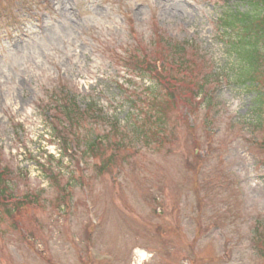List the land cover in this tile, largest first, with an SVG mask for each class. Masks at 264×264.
<instances>
[{"label":"rangeland","instance_id":"obj_1","mask_svg":"<svg viewBox=\"0 0 264 264\" xmlns=\"http://www.w3.org/2000/svg\"><path fill=\"white\" fill-rule=\"evenodd\" d=\"M251 1L0 0V264H264V69L262 96L237 85L218 23ZM164 41L208 62L195 78L171 70L178 96L219 75L213 108L161 100L157 136L120 147L111 136L107 157L125 160L102 174L103 159L83 154L89 125L62 156L61 100L131 125L154 84L123 59L161 67Z\"/></svg>","mask_w":264,"mask_h":264},{"label":"trees","instance_id":"obj_2","mask_svg":"<svg viewBox=\"0 0 264 264\" xmlns=\"http://www.w3.org/2000/svg\"><path fill=\"white\" fill-rule=\"evenodd\" d=\"M246 4L249 9L245 11H241L238 8H227L218 23L219 28H222V35L230 37L227 43L228 52L234 54L237 63L235 83L248 92H254L258 96H262V92L259 90L264 69V0H254ZM164 44L166 50L162 52L164 63L161 67L158 64L161 60L146 59V56L138 57L136 53L130 54L123 59L127 74L154 84L153 87L149 86L148 89H145L148 95L143 101L139 98L141 105H134L136 109L140 110V113L133 119L131 125L128 124L130 122H127L125 127H122L119 121L111 123L106 119L103 110L92 102L86 111H82L74 97L71 100H61L62 107L59 110L63 120L60 119L61 116H54V121L57 125L53 127L55 133L53 136L60 140L58 146L62 149V156L67 155L66 152H68L69 145L72 143L71 138H73L77 147H80L81 137L78 131L84 130V127L89 125V134L84 137L85 141H82L85 144L83 154L86 156L89 152V157L93 155L103 159V165L99 167V173L102 174L110 165L115 164L116 160L121 162L125 160V157L116 158L115 155L107 157V146L111 143L110 137L116 136L119 138L115 142L118 147L133 140L136 143L144 142L149 145L152 138L158 134L155 129L164 122V115L168 110L167 107H164V104L168 103L174 108V112H177L179 103L188 105L191 97L198 99L202 96L204 108L208 111L213 108L212 101L209 98L210 86L212 84H217L218 86L221 84L219 75L205 74L202 81L192 84L197 88L195 93H192L188 88L189 91H184L183 94L178 96L181 87L176 89L175 86L182 81L171 76V70L178 69L180 72L195 78L197 65L201 64L204 69H207L208 62L203 55L202 60L198 61L200 54L188 55L179 46L172 44L171 41H164ZM129 81L132 82L131 80ZM126 93L129 92L126 91ZM161 100H166V103ZM131 102L132 105L135 102L140 104L135 99H132ZM196 105L195 103H190V106L195 107ZM262 106V102L256 101L255 107L257 109L261 110ZM57 126H61L62 129L58 130ZM64 133L68 135L64 136ZM158 140L160 141V139ZM261 148L264 149V142L261 144ZM50 158L53 159V157ZM6 190L7 187L4 186V180L0 177V195L4 199L7 194ZM2 198H0V205H3Z\"/></svg>","mask_w":264,"mask_h":264}]
</instances>
